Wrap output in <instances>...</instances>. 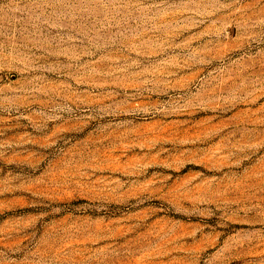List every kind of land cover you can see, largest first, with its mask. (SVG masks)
<instances>
[{
	"label": "rangeland",
	"instance_id": "1",
	"mask_svg": "<svg viewBox=\"0 0 264 264\" xmlns=\"http://www.w3.org/2000/svg\"><path fill=\"white\" fill-rule=\"evenodd\" d=\"M0 264H264V0H0Z\"/></svg>",
	"mask_w": 264,
	"mask_h": 264
}]
</instances>
